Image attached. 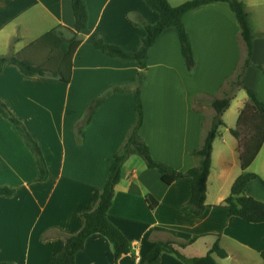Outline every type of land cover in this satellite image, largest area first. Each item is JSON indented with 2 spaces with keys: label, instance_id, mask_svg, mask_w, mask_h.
Here are the masks:
<instances>
[{
  "label": "crops",
  "instance_id": "1",
  "mask_svg": "<svg viewBox=\"0 0 264 264\" xmlns=\"http://www.w3.org/2000/svg\"><path fill=\"white\" fill-rule=\"evenodd\" d=\"M168 1L178 7L191 0ZM240 1L252 15V62L264 67V0ZM85 2L89 27L74 57L71 83L29 77L13 65H6L0 75V100L40 145L49 169L48 180L40 182L35 154L0 112V188L15 191L0 196V263L53 264L67 239L82 230L83 215L96 209L115 154L136 120L137 63L109 57L93 43L102 35L108 43L136 53L147 36L139 17L155 25L160 15L145 0ZM183 23L196 70L190 74L186 69L178 30H166L149 52L140 134L153 159L186 172L197 164L191 151L201 146L204 134L203 115L194 110L193 100L220 90L242 62L244 45L237 15L227 2L191 11ZM58 26L74 28L72 0H0V56L21 52ZM245 83L264 103V70L250 66ZM105 96L79 134L89 106ZM250 103L246 91L240 90L223 115L214 142L206 211L200 218L188 204L190 179L168 186L141 156L126 161L109 220L130 241L135 257L123 256L117 264H145L159 242L170 241L185 244L182 252L188 257H203L218 240L228 254L225 259L214 254L218 263L264 264V223L229 216L225 207L243 174L259 177L247 185L245 195L264 202V145L245 165L240 142L231 133ZM75 264H116L112 244L101 234L92 235ZM160 264L186 263L163 253Z\"/></svg>",
  "mask_w": 264,
  "mask_h": 264
},
{
  "label": "trees",
  "instance_id": "2",
  "mask_svg": "<svg viewBox=\"0 0 264 264\" xmlns=\"http://www.w3.org/2000/svg\"><path fill=\"white\" fill-rule=\"evenodd\" d=\"M145 1L152 10L159 13L160 21L155 25H151L139 17L140 22L146 28L147 36L136 53H128L120 46L108 43L102 35L93 43L97 50L102 51L109 57L137 63L139 72L134 90L137 100L136 120L124 144L115 154L109 180L102 190L96 209L83 215L84 226L82 230L67 239L65 250L54 260L53 264H75L76 256L84 249L87 240L95 234H101L110 241L114 249L116 264L123 256L135 257L130 241L109 220L115 188L121 181L124 164L132 155L141 156L147 167L157 170L162 176V181L168 186L176 181L190 179L192 187L188 204L193 208L194 215L200 218L206 211V190L212 164L214 142L219 128L224 125L223 115L229 109L236 93L240 90L246 91L251 102L242 111L236 128L231 129L232 135L240 142L242 162L245 165L250 163L264 145V103L257 97L254 90L245 83L246 73L250 66L254 65L260 70H264L263 66L255 65L252 62L255 33L252 16L247 6L240 0H191L178 7L171 6L168 0ZM214 2H227L236 13L241 27L240 37L247 56L244 60L242 59L235 73L226 79L224 85L216 94H201L194 98V110L203 115L204 134L201 146L191 151V155L196 159V166L186 172H181L151 157L149 148L140 134L144 118L141 92L146 83L149 52L160 36L169 28L178 30L186 69L190 74L195 72L196 61L189 34L183 23V17L191 11ZM72 7L75 17L74 28L58 26L31 43L21 52L17 54L11 52L6 56H0V75L6 65H13L29 77H53L65 84L71 83L74 57L82 44V33L87 31L89 27V12L85 0H72ZM114 91H119V88L114 89ZM105 99L106 96L99 98L89 106L87 118L79 128V134L91 123ZM204 105L209 106L214 112L209 123L202 110ZM0 112L20 131L28 147L36 156L39 181L46 182L49 178V169L40 145L31 136L24 123L18 120L1 100ZM258 178L256 174H243L236 180L230 196L225 201L229 216L239 217L252 224L264 223V202L245 195L247 185ZM14 193L15 191L9 188H0V196H12ZM149 201L154 207L155 204L152 200L149 199ZM185 247V244L174 241L159 242L146 257L145 264H160L163 253L175 254L186 264H220L213 257L214 254L220 259L228 257L226 251L221 248L219 240L213 245L210 252L203 257L186 256L182 252Z\"/></svg>",
  "mask_w": 264,
  "mask_h": 264
},
{
  "label": "rangeland",
  "instance_id": "3",
  "mask_svg": "<svg viewBox=\"0 0 264 264\" xmlns=\"http://www.w3.org/2000/svg\"><path fill=\"white\" fill-rule=\"evenodd\" d=\"M251 14V13H250ZM252 16V15H251ZM246 56H247V53L245 52V50H244V53H243V60L246 58ZM228 89H229V87H228ZM202 110H203V112L205 113V116L208 118V119H211L212 117H213V115L212 116H210L211 115V108L209 107V106H207V105H204V106H202ZM212 114H214V113H212ZM140 158H142V157H140ZM143 159V158H142Z\"/></svg>",
  "mask_w": 264,
  "mask_h": 264
}]
</instances>
